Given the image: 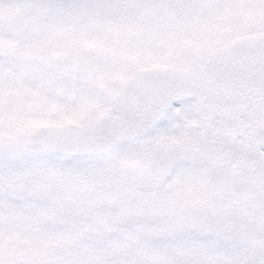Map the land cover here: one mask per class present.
Returning a JSON list of instances; mask_svg holds the SVG:
<instances>
[{"label":"snow or ice","instance_id":"1","mask_svg":"<svg viewBox=\"0 0 264 264\" xmlns=\"http://www.w3.org/2000/svg\"><path fill=\"white\" fill-rule=\"evenodd\" d=\"M0 264H264V0H0Z\"/></svg>","mask_w":264,"mask_h":264}]
</instances>
